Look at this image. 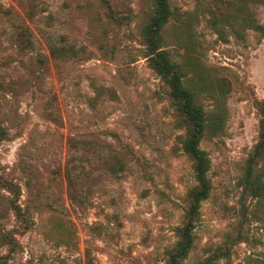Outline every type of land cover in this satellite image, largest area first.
Instances as JSON below:
<instances>
[{"label":"rangeland","instance_id":"374dc122","mask_svg":"<svg viewBox=\"0 0 264 264\" xmlns=\"http://www.w3.org/2000/svg\"><path fill=\"white\" fill-rule=\"evenodd\" d=\"M170 3L162 46L205 113L211 160L183 264H264V161L258 195L245 188L264 0ZM153 11L152 0H0V173L20 186L26 218L0 185V264H168L198 182L186 123L148 57Z\"/></svg>","mask_w":264,"mask_h":264},{"label":"trees","instance_id":"16d2710c","mask_svg":"<svg viewBox=\"0 0 264 264\" xmlns=\"http://www.w3.org/2000/svg\"><path fill=\"white\" fill-rule=\"evenodd\" d=\"M152 1L154 2V11L148 23L143 28V36L147 44L148 57L152 68L168 84L170 95L176 109L186 123L187 137L184 142V148L195 162V174L198 182L197 185L189 191L190 206L186 212L187 221L180 229V239L169 255L168 264H183L184 259L189 255L193 246V230L201 215V204L209 197L212 188L208 178L211 160L207 152L200 147L201 140L204 136L206 116L203 109L197 105L194 93L185 86L183 81L184 74L179 64L174 61L171 53L162 46V31L173 15L170 0ZM243 19H245V16L241 14V9L239 8V28ZM256 28L260 29L262 26L257 25ZM29 35V31L23 28L21 36L27 38V40H23L21 45H25L26 42L28 45H31L32 42L29 39ZM72 51V47H51V54L55 57L65 56ZM260 108L262 112L260 137L248 160L245 179V188H251L252 191H256L254 192L255 195H258V191H260L262 187L260 178H256L254 173L256 166L261 161H264V101H262ZM0 138L8 139V134L3 128H0ZM0 185L12 194L10 205L17 217L23 222L26 221L24 210L19 203L21 195L20 186L11 180H7L1 173Z\"/></svg>","mask_w":264,"mask_h":264}]
</instances>
